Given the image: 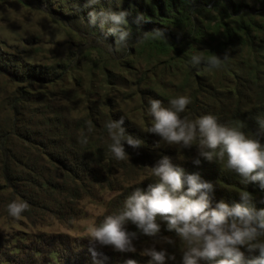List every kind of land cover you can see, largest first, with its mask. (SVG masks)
I'll return each instance as SVG.
<instances>
[{
	"label": "trees",
	"instance_id": "trees-1",
	"mask_svg": "<svg viewBox=\"0 0 264 264\" xmlns=\"http://www.w3.org/2000/svg\"><path fill=\"white\" fill-rule=\"evenodd\" d=\"M0 1H19L27 7H44L47 15L61 21L84 39V43L79 46V53L98 51L107 53L113 60L141 59L143 55L147 63L152 59L172 58L171 55L180 58L182 44L209 47V41L216 39V52L212 54L222 58L227 52L230 57L220 70L227 68L230 61L235 66V71H229L233 76L230 87L216 89L206 85L203 82L206 78L192 71L189 74L194 80V87L188 85L186 91L168 81L164 83L165 89L181 91V94L190 97L191 103L186 106V112L181 114L189 119L210 114L221 123L233 126L241 124V130L249 134L256 132L257 117L264 118V70L259 68L261 49L256 47L255 42L256 32L264 31V24L261 23L264 19V0H100L97 8L102 6L112 11L124 10L129 13L126 19L133 40L157 29L164 34V40L148 39L121 52L108 51L114 43V37L106 34L108 25L102 30L98 24L91 27L86 23L87 11L90 9L83 7L85 0ZM138 16L142 17L139 22ZM101 38L105 41L98 42ZM9 48L13 53L0 48V78H6L17 88L7 100L9 112L4 122L8 126L2 125L0 120V194L8 192L9 203L13 200L25 203L27 208L21 215L25 219L32 221L44 213L54 215L62 223H71L79 217L74 212L73 202L81 200L84 195L91 196L93 183L100 180H107L109 190L117 191L104 215L113 214L121 208L123 200L133 188L144 190L148 184L155 182V178L150 175V167L162 156H168L173 164L183 168L186 173H199L203 180L211 182L213 206L221 200L229 205L239 203V193L243 190L253 196V204L258 210L264 209V203L261 202L264 200V191L257 184H241L238 174L222 169L215 160L208 162L199 158L200 163L194 164L193 160L198 158L195 145L186 149L168 145L159 136L147 132L149 123L141 127L120 112L104 116L94 111L84 117L69 118L62 105L43 98L37 89L63 82L77 62L69 65H33L21 58L20 48ZM245 50L249 56L246 61L239 54ZM250 58L256 67H252L253 71L248 73L245 68H250ZM138 94L143 109H146L148 99H159L165 105L169 99L158 94L150 85L140 87ZM121 116L125 118L122 126L126 134L143 143L137 149L125 145L128 157L116 161L107 151L110 141L103 124ZM88 127H91V132L87 131ZM82 133L88 136L87 145L78 142ZM259 142L264 146V137H260ZM128 171L135 174L143 172V177L135 182L118 184L116 178ZM57 195H60L63 203L56 201ZM125 230L136 233L134 243H149L152 239L142 235L131 223L125 225ZM161 235L174 237V233L164 230V223H161ZM63 243L59 240V245L66 246ZM101 247L112 249L110 246ZM165 247L176 256L174 262L166 261V264H179V242L175 246ZM23 249L27 247L21 248L18 244H12L10 239L0 238V264H34L35 259H40V249L31 248L28 256ZM64 251L69 257H61L59 250L50 249L46 263L88 264V260L93 264L92 252L84 254L81 262L70 248L65 247ZM52 255L57 258L53 259ZM23 256L27 262L22 259ZM245 256L248 257L249 253L246 252ZM129 259L135 260L136 264H147L148 261V257L138 253L105 252L95 257L99 264H125Z\"/></svg>",
	"mask_w": 264,
	"mask_h": 264
},
{
	"label": "clouds",
	"instance_id": "clouds-1",
	"mask_svg": "<svg viewBox=\"0 0 264 264\" xmlns=\"http://www.w3.org/2000/svg\"><path fill=\"white\" fill-rule=\"evenodd\" d=\"M99 5L100 0H85L83 7L90 9L86 23L91 27L98 24L102 30L108 25L106 34L114 37L109 52L127 51L130 46L148 39L164 40L163 32L158 29L133 40L126 19L129 13L102 6L97 8ZM141 19L138 16L137 22ZM102 41L105 39L98 42ZM229 58L227 52L221 58L215 54L205 57L197 51L188 58V64L197 71L201 66L220 70ZM190 103L186 95L170 98L166 105L159 99H148L147 132L178 149L195 145L198 158L193 160L194 164L200 163L199 158L208 162L215 160L222 169L238 174L241 184L255 183L264 191V146L259 142V138L264 137V118L257 117L256 132L246 134L241 124L221 123L214 115L195 119L182 116ZM124 123L125 118L121 116L103 124L110 141L107 151L116 161L128 157L125 145L137 149L143 143L126 134ZM87 131L91 132V127ZM78 142L87 145L88 136L82 133ZM150 175L155 178L154 183L144 190L133 188L119 210L104 215L99 223L92 222L84 229L90 242L110 246L120 253H137L133 243L136 233L125 230V225L131 223L142 235L152 238L138 252L148 257L147 264L174 262L175 253L165 246H175L177 241L181 253L179 264H264V209L254 206L249 192L240 191L239 203L229 205L221 200L213 206V184L203 180L199 173H186L168 156H162L150 167ZM26 208L25 203L13 200L7 204L6 211L9 217L19 219ZM161 223L165 231L174 233V237L161 235ZM90 251L94 264H99L95 262L97 253L93 249ZM253 252L256 255L252 256ZM125 264H136V261L129 259Z\"/></svg>",
	"mask_w": 264,
	"mask_h": 264
},
{
	"label": "rangeland",
	"instance_id": "rangeland-1",
	"mask_svg": "<svg viewBox=\"0 0 264 264\" xmlns=\"http://www.w3.org/2000/svg\"><path fill=\"white\" fill-rule=\"evenodd\" d=\"M261 23L264 24V19ZM209 42V47L182 44L180 58L171 55L172 58L152 59L150 63L146 62L147 58L144 55L141 59L132 57L125 61L113 60L107 53L98 51L79 53V46L84 43V39L61 21L52 19L45 13L44 7H27L19 1H0V48L4 52L13 53L9 46H16L20 48V56L25 62L40 66L69 65L77 62L76 67L68 73L63 82L37 89V93L43 98L62 105L69 118L84 117L94 111L104 116L120 112L131 122L143 127L149 123V117L146 115V109L141 106L138 94L140 87L150 85L158 94L170 99L183 94L181 91L166 90L164 83L172 81L187 91L188 85L195 86L191 77L192 71L205 77L206 81L203 82L206 85L216 89L230 87L233 76L229 71H235L232 61L222 70L200 67L197 71L188 64V58L197 51H201L205 57L216 52L217 40L212 39ZM255 42L256 47L261 49L259 68L264 70V31L256 32ZM239 54L245 61L249 57L246 50ZM250 64V68H245L248 73L253 71L252 67H256L251 58ZM16 88L6 78H0V120L6 127L8 123L4 121L9 112L7 100ZM142 177L143 172L135 174L128 171L124 176H118L116 180L119 184L135 182ZM92 190L91 196L84 195L81 200L73 202L72 207L79 217L69 224L60 222L54 215L44 213L32 221L22 216L13 219L6 211L10 201L9 193L0 194V238L10 239L12 244H18L21 248L27 247L26 250L23 249L26 256L30 254L31 248L40 249L41 257L35 259L34 264H47L48 252L53 248L59 250L61 257H69L64 251V248L68 247L81 262L82 256L90 253V249L97 255L117 252L112 249L105 250L86 237L84 229L92 222L97 223L107 211L110 200L117 194V191L109 190L107 180L95 181ZM55 198L57 202L63 203L60 195ZM54 238L64 241L63 244L66 246L59 245V240ZM134 245L139 252L147 243ZM51 257L57 258L56 255ZM22 259L28 261L25 256ZM87 263L90 264L88 260Z\"/></svg>",
	"mask_w": 264,
	"mask_h": 264
}]
</instances>
